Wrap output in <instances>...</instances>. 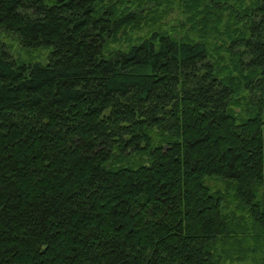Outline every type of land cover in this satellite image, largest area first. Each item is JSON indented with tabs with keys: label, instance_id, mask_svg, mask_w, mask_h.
<instances>
[{
	"label": "trees",
	"instance_id": "16d2710c",
	"mask_svg": "<svg viewBox=\"0 0 264 264\" xmlns=\"http://www.w3.org/2000/svg\"><path fill=\"white\" fill-rule=\"evenodd\" d=\"M123 1L0 0V264H264V0Z\"/></svg>",
	"mask_w": 264,
	"mask_h": 264
},
{
	"label": "rangeland",
	"instance_id": "374dc122",
	"mask_svg": "<svg viewBox=\"0 0 264 264\" xmlns=\"http://www.w3.org/2000/svg\"><path fill=\"white\" fill-rule=\"evenodd\" d=\"M116 1V0H114ZM119 3L121 0H117ZM167 0H125L122 2L125 11H132L141 17V24L135 25V28H129L125 33L118 35L116 39L108 44L109 49H124L130 44H133L143 37L147 36L152 27L156 25L159 18L162 21V27L167 31L182 32L178 28V21L184 17L177 12V8H166ZM151 25V26H149ZM172 26V28H170ZM1 39L7 44L12 56L20 62H38L44 63L46 61L47 51L44 49L30 50L19 46L14 36L3 35ZM263 138V175H264V126L262 128ZM230 264H252L247 261L245 263L232 262Z\"/></svg>",
	"mask_w": 264,
	"mask_h": 264
}]
</instances>
